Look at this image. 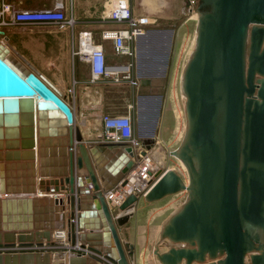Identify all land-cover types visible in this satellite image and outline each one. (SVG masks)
<instances>
[{
	"label": "water",
	"instance_id": "water-1",
	"mask_svg": "<svg viewBox=\"0 0 264 264\" xmlns=\"http://www.w3.org/2000/svg\"><path fill=\"white\" fill-rule=\"evenodd\" d=\"M198 1L182 72L187 129L170 150L188 181L166 168L143 195L187 196L162 227L167 249L154 252L162 264H264V0ZM22 60L29 69L0 39V245L54 246L53 231L67 228L80 250L0 252V264H131L134 244L119 228L140 196L128 194L116 213L104 196L132 165L130 145L87 144L69 103ZM137 135L154 143L152 132Z\"/></svg>",
	"mask_w": 264,
	"mask_h": 264
},
{
	"label": "crops",
	"instance_id": "crops-1",
	"mask_svg": "<svg viewBox=\"0 0 264 264\" xmlns=\"http://www.w3.org/2000/svg\"><path fill=\"white\" fill-rule=\"evenodd\" d=\"M9 2L17 3L21 8H34V7H54L57 3H62L65 11L69 13L72 11L73 17L76 19L74 26H61L55 22H22V23H2L0 30H3V34L0 35V39L9 46L10 54L21 66L29 69V66L23 62L22 58L40 73L46 80H48L54 88H56L64 99L69 103L74 114V125L78 126L82 132L84 141L88 143H97L101 141L98 137L102 129L101 116L104 113H117L126 111V105L129 102L137 104L138 94L143 93L142 88L152 85L153 74L149 71L142 70L139 65L136 67V73L140 76L146 74L149 78V82L143 86H131L125 83H112L100 78L98 80H91L89 63L81 58L73 50H76L78 45V32L83 29H90L93 31L95 39L99 40V31L103 27L118 26L121 22H116L112 18H106L102 13V7L104 0H6ZM155 0H139V2H153ZM167 0H160V2H166ZM194 2V0H191ZM19 4H26L20 6ZM32 4H37L33 6ZM143 8V7H142ZM134 14H146V11L141 8H134ZM149 13V12H148ZM160 15V14H159ZM158 16V15H157ZM153 21L146 24L149 28L147 33L138 39L139 50L144 48L143 56L146 58L148 43L153 41L161 42L162 38L166 36L170 37V31L161 29L150 28V26L157 20L156 16H151ZM158 17H161L158 16ZM195 17V16H194ZM197 27V20L195 21V31ZM6 36V38H4ZM195 39V36H194ZM193 39V40H194ZM104 45L106 59L108 62H126L127 56H118L112 50L110 40H102ZM158 63L155 65L157 66ZM155 75L158 76L157 73ZM154 75V76H155ZM141 78V76H140ZM73 87V91L70 92L69 88ZM142 100V99H140ZM142 109V108H140ZM137 105L136 108L130 110V114L133 118L134 129L137 133ZM165 111L161 112V115L157 121L156 131L153 133L155 143L161 141L167 142L169 132L171 129L172 121ZM144 133H150L149 131H143ZM111 156L115 153L110 151ZM59 161H55V165H59ZM166 168H174V165L167 166ZM185 180H187L185 178ZM184 192L187 195L186 190H180L175 193ZM172 194V193H171ZM167 194L156 200L148 201L144 197L142 203L137 202L134 205L133 212L137 207L141 205H148L152 213H161L163 219L167 220L168 217L176 210L183 201L176 203L177 198H169ZM141 198V196L139 197ZM186 198V197H185ZM185 200V199H184ZM93 202V200H89ZM61 214V213H60ZM133 214L129 219L119 228L121 238L123 240H129L134 244V259L131 260V264H146L148 258H143L142 248L137 245L135 240L127 237L125 229L128 227V223L131 221ZM63 221L62 215L55 220V223ZM160 243L161 241L158 240ZM164 243V241H162ZM78 244V242H77ZM166 245V244H165ZM78 248L71 246L70 242H60L54 247H50L51 253L58 257L65 256L68 252ZM80 249V248H78ZM157 249V248H156ZM164 249L158 251H164ZM98 256L101 254L96 253ZM156 254V253H155ZM157 255V254H156ZM150 264H162L157 257L155 263ZM194 264H198L195 262Z\"/></svg>",
	"mask_w": 264,
	"mask_h": 264
},
{
	"label": "built area",
	"instance_id": "built-area-1",
	"mask_svg": "<svg viewBox=\"0 0 264 264\" xmlns=\"http://www.w3.org/2000/svg\"><path fill=\"white\" fill-rule=\"evenodd\" d=\"M102 13L106 18L121 22L118 26L103 27L99 31V40L95 39L93 31L83 29L78 32L77 53L89 63L91 80L104 78L112 83H125L139 86L140 76L136 73L137 51L135 49L139 36L146 33L149 28L146 24L153 21L146 14H134L129 0H104ZM22 22H55L61 26L73 27L76 19L65 11L62 3L54 7L21 8L13 2L0 0V25L2 23ZM102 40H110L113 52L118 56H127L126 62H108ZM73 91V87L69 88ZM143 94V93H141ZM136 108L134 103L126 105V111L117 113H104L101 116L102 129L98 134L101 141L125 142L130 145L131 153H126L132 159V165L123 177L111 188L104 190V196L109 208L114 213L118 212V205L130 193L143 196L157 179L156 173L166 168L155 162L151 152V145L146 148L134 129L133 118L130 110ZM125 180L124 183L122 181ZM56 246L60 242H67V228L53 231ZM45 243L30 245H0V252L32 250L42 251L50 249ZM74 250H80L75 248Z\"/></svg>",
	"mask_w": 264,
	"mask_h": 264
},
{
	"label": "rangeland",
	"instance_id": "rangeland-1",
	"mask_svg": "<svg viewBox=\"0 0 264 264\" xmlns=\"http://www.w3.org/2000/svg\"><path fill=\"white\" fill-rule=\"evenodd\" d=\"M129 1L132 12H134V8L139 7L146 11V15L157 17L150 28L161 29V33L171 29L169 38L161 37V42L151 39L147 46L146 58L143 56L144 48L139 50L138 41L136 42L137 66L139 65L144 71L151 72L154 82L152 85L142 88V92L146 95L141 100L142 105L140 103L142 109L137 112V127L153 134L156 131L161 112H168L170 121H172L169 137L167 142L161 141L156 144L154 140L153 146H151L152 156L154 161H159L163 168L174 165L175 170L184 179H187L185 181H188L185 164L177 155L171 154L170 150L181 143L187 129L182 72L195 44V21L199 15L198 9L200 8L197 3L199 1L167 0L164 3L160 0L151 3L139 2V0ZM16 5L18 6L17 3ZM19 5L24 6L26 4ZM32 5L36 6L37 4ZM195 13L197 14L196 17H194ZM159 14L161 17H158ZM156 63H158L157 66ZM136 105L138 106V102ZM186 196L182 191L172 193L169 198H177L175 201L180 204ZM142 197L139 198L138 202L142 203ZM150 209L145 204L137 207L132 213L133 217L128 223L127 229H125L127 237L135 240L137 245L142 248L143 258H148L146 264L155 263V259L157 260L155 248L160 250L166 247L162 241L158 242L166 220L161 223L163 215L156 212L152 213Z\"/></svg>",
	"mask_w": 264,
	"mask_h": 264
},
{
	"label": "bare ground",
	"instance_id": "bare-ground-1",
	"mask_svg": "<svg viewBox=\"0 0 264 264\" xmlns=\"http://www.w3.org/2000/svg\"><path fill=\"white\" fill-rule=\"evenodd\" d=\"M199 14V13H198ZM196 13L194 14V16L196 17ZM147 33V32H146ZM146 33H144V34H142L141 36H143V35H145ZM141 36H139V37H141ZM139 37H138V39H139ZM138 39H137V41H138ZM141 103V105H142V102H140ZM185 166V165H184Z\"/></svg>",
	"mask_w": 264,
	"mask_h": 264
},
{
	"label": "flooded vegetation",
	"instance_id": "flooded-vegetation-1",
	"mask_svg": "<svg viewBox=\"0 0 264 264\" xmlns=\"http://www.w3.org/2000/svg\"><path fill=\"white\" fill-rule=\"evenodd\" d=\"M139 86H143L141 83H140V80H139ZM144 94V93H143Z\"/></svg>",
	"mask_w": 264,
	"mask_h": 264
}]
</instances>
